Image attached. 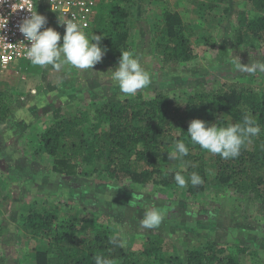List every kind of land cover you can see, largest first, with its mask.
I'll return each instance as SVG.
<instances>
[{"label":"rangeland","instance_id":"374dc122","mask_svg":"<svg viewBox=\"0 0 264 264\" xmlns=\"http://www.w3.org/2000/svg\"><path fill=\"white\" fill-rule=\"evenodd\" d=\"M106 2H100L98 15ZM37 5L43 15L47 11L45 0H37ZM167 6H174L196 30L193 41L197 58L164 69L163 47L154 31ZM128 9L129 51L139 57L151 77V83L135 96L122 94L118 84L109 78L118 65L116 60L102 59L87 70L68 64L59 69L40 67L26 60L21 67L0 70V90L13 107L12 115L0 123V264H35L34 248L45 241L27 235L24 221L30 208L57 212L63 217L97 212L103 221L109 220L128 251L139 252L149 236L164 235L171 242V254L164 264H185L186 252L208 240L249 246L264 264V217L257 214L255 204L245 195L219 185L215 164H208L205 191L192 195L179 186L117 182L102 171L62 176L52 169L53 157L37 151L38 134L53 122L57 109L64 115L88 113L112 96L135 101L138 94L151 98L156 90H165L176 102H183L187 93L213 89L233 80L255 89L264 87V72L240 70L241 66L264 63V44H240L234 37V10L250 12L253 8L249 2L138 0ZM47 25L57 30L48 18ZM84 32L89 37L99 35L93 25ZM210 156L208 153V162ZM171 161L169 156L168 167L176 168ZM151 208L160 209L164 219L158 228L145 229L140 221Z\"/></svg>","mask_w":264,"mask_h":264},{"label":"trees","instance_id":"16d2710c","mask_svg":"<svg viewBox=\"0 0 264 264\" xmlns=\"http://www.w3.org/2000/svg\"><path fill=\"white\" fill-rule=\"evenodd\" d=\"M245 1L253 10H234V37L240 44L259 42L262 46L264 0ZM136 4L138 0H108L103 4V11L93 23L107 49L103 60L118 61L121 52L129 51L128 5ZM154 32L163 47L164 69L197 58L193 41L196 30L174 6H167L161 13ZM12 113L11 103L0 90V123ZM245 116L254 119L261 131L245 142L235 158L223 159L211 153L208 162L210 152L193 144L187 133L192 119L226 127L242 124ZM37 141V151L49 153L53 171L62 176L102 171L117 182L176 187L174 176L180 173L188 181L185 190L192 195L205 191L208 164H215L219 185L245 195L255 204L257 214L264 217V87L255 89L233 80L213 89L199 88L187 93L183 102H176L165 90H156L151 98L138 94L135 101L112 96L88 113L64 115L57 109L53 122L38 134ZM177 142L185 143L189 152L172 159L176 168L171 169L168 159ZM192 173H197L203 183L192 185ZM103 220L97 212L63 217L57 212L30 208L24 221L27 235L45 241L34 248L35 264H95L96 255L114 264H164L170 257L171 242L164 235L149 236L139 252L128 251L126 245H118L122 237L114 232L109 220ZM114 238L117 242H113ZM256 254L249 246L208 240L186 252L185 264H262Z\"/></svg>","mask_w":264,"mask_h":264},{"label":"clouds","instance_id":"9594fccd","mask_svg":"<svg viewBox=\"0 0 264 264\" xmlns=\"http://www.w3.org/2000/svg\"><path fill=\"white\" fill-rule=\"evenodd\" d=\"M4 0H0L3 3ZM19 25V31L24 40L29 42L25 58L34 66L46 67L48 65L59 69L62 64H68L80 70L92 69L101 62L107 49L102 46V35L93 34L89 37L84 31V25L75 21V18L61 21L65 31L63 37L60 32L52 27H46V16L30 12ZM62 40V42H61ZM241 71L264 72V63H257L252 66H241ZM118 84L119 90L125 96H135L139 90L144 89L151 83L150 74L142 67L140 59L133 51H123L118 60V65L112 71L110 77ZM259 124L249 116H245L243 123L218 126L215 123L196 118L189 122L188 136L193 144H198L201 149L212 154H218L223 159L239 156L241 147L245 142L260 133ZM189 149L183 142H177L175 151L170 154L171 159H177L188 155ZM176 184L184 188L187 185L186 178L180 173L174 176ZM192 185L203 183L197 173L190 176ZM164 219L160 209L151 208L147 210L141 226L145 229L158 228ZM113 242H117L114 238ZM120 247L125 246L123 239L118 240ZM95 264H114L110 259L96 255Z\"/></svg>","mask_w":264,"mask_h":264},{"label":"built area","instance_id":"2783aa9c","mask_svg":"<svg viewBox=\"0 0 264 264\" xmlns=\"http://www.w3.org/2000/svg\"><path fill=\"white\" fill-rule=\"evenodd\" d=\"M102 0H45L46 16L63 35L65 31L61 21L75 18V21L89 30L98 16V6ZM108 1V0H106ZM38 11L37 0H4L0 3V70L21 67L29 42L24 40L19 25ZM52 25V24H48ZM46 25V27H48Z\"/></svg>","mask_w":264,"mask_h":264}]
</instances>
